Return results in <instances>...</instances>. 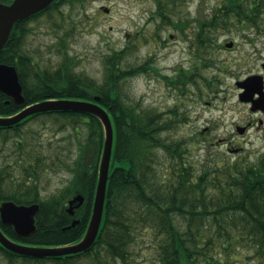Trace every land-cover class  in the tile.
Instances as JSON below:
<instances>
[{"label":"trees","instance_id":"trees-1","mask_svg":"<svg viewBox=\"0 0 264 264\" xmlns=\"http://www.w3.org/2000/svg\"><path fill=\"white\" fill-rule=\"evenodd\" d=\"M156 1L160 18L156 34L170 25L185 33L190 20L175 19L173 15L178 3L186 0ZM73 2L55 0L31 18L14 23L9 40L0 51V62L16 66L25 100L16 104L0 91V116H12L48 99L97 102L107 110L114 143L102 224L95 243L76 254L32 257L13 253L0 244L5 264H131L132 245L145 232L151 233L152 246L162 264H245L250 258L264 264V154L258 162L247 157L230 160L213 152L196 160L191 151L194 139H170L168 133L186 119L184 113L177 107L158 111L145 106L121 87L124 80L156 69L149 63L151 59L140 66H122L125 56L135 48L134 42L106 57L102 81L77 73L68 42L73 26L62 10L63 5ZM43 13L49 14L52 30L57 33L58 50H64L56 68L42 66L24 49L31 29L28 21ZM56 13L59 19H55ZM233 17L237 21H232ZM262 22L264 0L218 3L194 27L195 41L190 50L201 69L184 70L175 77L164 75L168 84L188 94L190 82L198 79V71L203 82L210 84L213 75L202 70L214 60L209 52L202 51L215 47L218 31L233 23ZM198 96L202 98L203 92ZM43 115L55 116L60 129L74 128L76 155L73 153V160H69L64 153L66 148L61 146L29 145L22 151L23 141L17 142L18 178L13 175V161L0 162V203L5 199L39 203L37 229L20 236L1 219L0 227L16 242L57 247L78 242L86 233L98 183L104 129L100 119L89 112H40L13 126H0V135L5 137L3 145L11 137L9 132L21 135L22 127ZM51 168L67 170L71 177L57 192L45 196L40 180ZM77 194L83 195L84 203L72 215L67 209L68 200ZM74 219H79V223L70 226ZM243 248L250 252H242Z\"/></svg>","mask_w":264,"mask_h":264},{"label":"rangeland","instance_id":"rangeland-1","mask_svg":"<svg viewBox=\"0 0 264 264\" xmlns=\"http://www.w3.org/2000/svg\"><path fill=\"white\" fill-rule=\"evenodd\" d=\"M222 1L179 2L173 17L190 20L185 33L170 25L156 34L160 22L156 0H74L72 5L62 6L67 22L73 26L68 41L69 52L74 57V68L77 73H84L102 81L107 66L106 57L115 50L125 48L128 42H134L135 48L125 56L122 66L126 67L129 64L140 66L151 59L149 63L156 69L150 68L147 72L124 80L121 87L145 106L158 111L177 107L184 113L186 119L168 133L170 139H194V148L191 151L196 160H203L207 153L213 152L230 160L247 157L252 162H258L264 154V141L261 135L255 127L245 135H240L236 129V125H242L258 114L256 115L248 104L240 102L236 92L232 90L226 97L225 94L214 97L212 93L206 91L204 97L200 98L194 87L189 88L188 94H183L180 89L170 86L164 77V75L175 77L184 70L193 69L195 59L190 48L195 41L194 27L197 26L198 20L206 17V14L212 12ZM48 16L49 14L43 13L38 19L28 21L31 29L24 49L42 66L56 68L62 60L64 50H58L59 46L55 43L58 40L57 33L52 30ZM55 19H59L57 13ZM231 19L237 21V17ZM233 24L218 31V41L222 43L224 40L232 39L240 43L258 32L250 27L241 31L232 27ZM244 48L251 49L248 46ZM223 55L219 61L233 56L230 52ZM202 71L208 76L214 73L213 69L209 68ZM227 81L233 86V79ZM204 100L213 103L207 105ZM55 121V116H39L22 127L21 135L9 132L11 137L4 145L5 137L3 134L0 135V162L13 161L11 168H15L13 175L16 178L19 141H23L24 144L22 151L29 145L64 147L66 157L73 160L71 155L73 153L76 155L73 152L76 145L75 130L69 126L60 129ZM206 127L209 128L204 131ZM230 144L235 147L244 146L245 150L241 153L232 152L228 149ZM70 177L71 173L67 170L51 168L40 180L42 194L47 196L57 192ZM152 243L150 232L140 234L131 248L134 252L131 264H162ZM242 252L250 250L243 248ZM5 263L6 260L0 255V264ZM244 263L259 264L253 258L247 259Z\"/></svg>","mask_w":264,"mask_h":264},{"label":"water","instance_id":"water-1","mask_svg":"<svg viewBox=\"0 0 264 264\" xmlns=\"http://www.w3.org/2000/svg\"><path fill=\"white\" fill-rule=\"evenodd\" d=\"M53 1L54 0H13L12 3L0 1V51L7 43L10 37L9 34H11L16 21L29 18L47 8ZM231 44L232 42L226 45L230 47L232 46ZM18 75L19 73L16 66L0 63V91L11 97L16 104H20L25 100L23 86L20 81V76ZM261 90V86H257L256 89L250 92L241 93L240 98L249 100L254 92H259V94H261ZM257 108L258 106L252 102L251 109L257 110ZM60 110L89 112V114L96 115L103 125L104 140L98 165V183L94 196L92 215L88 227L86 228V233L81 240L73 244L57 247L35 246L16 242L8 237L6 233H3L4 231L0 227V244L13 253L32 257L65 256L81 253L89 249L95 243L100 231L99 227H101L104 214L107 193L106 185L108 184L110 175L114 143V129L107 110L97 102L48 99L29 105L12 116H0V126H13L35 113L48 111L59 112ZM236 128L239 134H243L246 130V126H237ZM237 150L239 151L238 148L234 151L237 152ZM83 203V195L77 194L68 201L69 207L67 209L73 215L75 209L79 208ZM39 209V203L25 204L22 202L17 203L12 200H4L0 204V219L3 224L12 225L18 235L28 236L37 229L35 220ZM77 223H79V219H74L70 226H75Z\"/></svg>","mask_w":264,"mask_h":264},{"label":"flooded vegetation","instance_id":"flooded-vegetation-1","mask_svg":"<svg viewBox=\"0 0 264 264\" xmlns=\"http://www.w3.org/2000/svg\"><path fill=\"white\" fill-rule=\"evenodd\" d=\"M232 27H236L239 30L250 27L258 32L253 36H248L243 42H240L243 45H240V43L232 39L224 40L222 43L221 41L213 42L215 45L214 48L202 52H209L213 57L214 62L207 67L213 69L214 80L210 84L203 82L200 72L198 71V79L193 83L191 81L190 87L192 86V88H195L196 94L203 92V97L206 94V91L212 93L214 97H218L221 94H225L224 97H226L228 96L227 93H232L233 90L236 92V96L239 98L240 102L248 104L249 106H252V102H254L258 108L257 110L252 111L258 115L254 119H248L242 124V126L247 127L244 135L247 134L252 127H255L264 141V23L262 22L260 25L233 24ZM230 42H232V46L228 47L226 44ZM245 46H248L251 49L247 50L244 48ZM190 52L192 57H194L195 53L191 50ZM225 52H230L233 56L225 57L223 60L219 61L218 59L225 54ZM194 59V65L192 67H196L200 70L201 63L196 62L195 57ZM228 79H233V86L227 81ZM257 86H261V94H259V92H254L249 100H243L240 98L241 93L250 92L256 89ZM204 102L207 105L213 103L210 100H204ZM207 128L209 127H206L203 130L206 131ZM234 148H240L239 152L237 151L236 153H241L245 150L244 146L235 147L233 144H230L228 149L234 152ZM263 230L262 238H264Z\"/></svg>","mask_w":264,"mask_h":264}]
</instances>
